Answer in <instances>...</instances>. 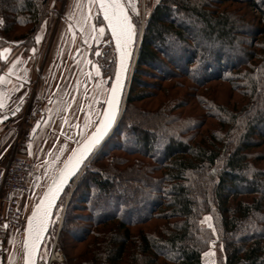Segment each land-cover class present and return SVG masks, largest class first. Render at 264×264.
<instances>
[{"label": "trees", "instance_id": "obj_1", "mask_svg": "<svg viewBox=\"0 0 264 264\" xmlns=\"http://www.w3.org/2000/svg\"><path fill=\"white\" fill-rule=\"evenodd\" d=\"M48 1L0 0L1 66ZM67 196V264H204L216 238L218 264H264V0H153L120 122Z\"/></svg>", "mask_w": 264, "mask_h": 264}, {"label": "crops", "instance_id": "obj_2", "mask_svg": "<svg viewBox=\"0 0 264 264\" xmlns=\"http://www.w3.org/2000/svg\"><path fill=\"white\" fill-rule=\"evenodd\" d=\"M125 1L128 5V0ZM90 26L94 25L79 24V21L76 24H42L35 34L40 39L37 41L35 37L29 59L25 58L23 46L18 41L1 48L4 61L3 66L0 65L2 116L19 105L22 109L15 116L0 121V212L5 213L9 202L14 200L23 219L8 229L0 251V264L23 262L26 218L37 201L36 192L23 195L2 186L15 141L28 118L43 117L31 138L29 150L22 151L33 160L35 169L31 185L35 188L52 178L72 150L93 129L86 127V123L96 124L101 115V102L106 99L109 89L105 87L107 78L103 83L100 81L98 65L92 61V46L99 37L97 31H90ZM104 29L103 35L106 36L107 26ZM3 49L9 51L3 52ZM37 54L42 62V84L36 82L33 70L31 56ZM78 58H81L79 62Z\"/></svg>", "mask_w": 264, "mask_h": 264}, {"label": "snow or ice", "instance_id": "obj_3", "mask_svg": "<svg viewBox=\"0 0 264 264\" xmlns=\"http://www.w3.org/2000/svg\"><path fill=\"white\" fill-rule=\"evenodd\" d=\"M131 11L138 14L135 0H128ZM89 13L84 16L85 22L89 20L91 16V8L98 7L99 11L103 14L104 21H107L108 27L111 29L112 38L115 40V51L119 53V64L115 73V82L112 84L111 93L107 97V107L103 108L102 118L98 124L86 123V127H94L95 131L91 136L81 145L78 149H73L72 154L64 163V167L60 169L58 175L53 178V183L49 186L48 190L44 194V199L40 204L36 205L32 211V214L28 217L27 232L29 239L31 240V247L35 249L38 245V241L42 238L44 231L48 224V216L50 215L49 209L53 206L64 185L68 184L70 178L75 174L83 161V159L93 151L94 146L98 145L103 136L107 133L117 115V92L122 85L121 81V69L125 68V61L130 55V45L133 42L135 35V26L132 23V19L129 15L128 7L124 0H88ZM80 5H78L79 7ZM83 31V26H81ZM90 31L95 33V26H90ZM99 34H103L104 27L99 28ZM37 41L40 39L36 37ZM9 49H3V52H8ZM11 71V69H9ZM97 74L99 69L97 68ZM0 79H3L0 77ZM98 85L97 90L99 91ZM99 115V114H98ZM58 215V213H56ZM7 227V225H5ZM211 228L212 225L210 224ZM25 246H28V241H25ZM205 256L212 255V253L206 252ZM28 264H32L31 252L27 257Z\"/></svg>", "mask_w": 264, "mask_h": 264}, {"label": "rangeland", "instance_id": "obj_4", "mask_svg": "<svg viewBox=\"0 0 264 264\" xmlns=\"http://www.w3.org/2000/svg\"><path fill=\"white\" fill-rule=\"evenodd\" d=\"M152 2L153 0H135L138 14L132 11H131V14L134 16L135 19L140 17L141 19L140 24L142 28L144 24L145 8L148 5H150ZM78 5L80 6L78 7ZM128 6L130 8L129 4ZM88 13H89L88 0H49L47 4V15L45 16L41 24H76V21L77 22L79 21V24H93L96 28V31L98 32L97 36L99 38H97L96 42H94L92 46L93 53H94V57H93L94 59L92 61L98 65L100 81L103 83L105 78H107L108 76H106L105 73L102 71V68L99 62L101 60V57H103L104 59L111 58L112 47L114 48V46L112 43L111 35L110 37H108L107 33H106V36H104L103 34H99V31H98L99 28L101 26L103 27L106 26V24L103 22V19H102L103 18L102 12L99 11L98 7H92L91 16L89 17V20L85 22L84 16L88 15ZM35 34H36V31L32 33L28 39L21 41L22 44H20V46H23V51L25 53L27 52L26 50L30 44L29 43L30 40L33 42L32 49L34 48L35 37H36ZM10 42H17V41H10ZM32 49H31V52H32ZM114 51H115V48H114ZM24 56L26 59H29V56L27 55H24ZM31 57L32 59H34L33 60V70L36 75V82H38L39 84H42L44 82L43 80L44 75L42 73V62L40 61V59H38L40 58V56L37 54V55H32ZM80 60L81 58H78L77 62H79ZM115 63H116V52H115ZM40 75L42 76L43 79H40ZM112 75H109V76H112ZM105 87L107 88L106 90L109 89L108 82ZM104 102H105V99L101 102L100 112H102V109H103L102 106H104ZM49 181L50 179L48 181L41 182L40 183L41 185L39 184V186L32 188V192H36L37 199L40 197V195L44 191ZM68 196L62 202L59 201L57 205L55 215L52 220L50 231L42 247L39 264H48L51 258L52 251L54 248V243H55V237L59 230L60 219L62 218L63 220L62 215L66 208V202H67ZM56 213H58V215ZM62 220H61V225H62ZM204 223L208 226L211 224L212 225L211 228L214 227L212 217H210L209 215H207L204 218ZM57 248L60 249V247L58 246V243H57ZM61 252L63 256L65 257L64 263H61L59 260H56V261H53L51 264H67L65 253L62 250ZM206 252L212 253V255L205 256L204 253ZM204 253H203L204 264H218L219 255L221 253V246L218 243L217 238L215 239V241H213L210 248L204 251Z\"/></svg>", "mask_w": 264, "mask_h": 264}, {"label": "water", "instance_id": "obj_5", "mask_svg": "<svg viewBox=\"0 0 264 264\" xmlns=\"http://www.w3.org/2000/svg\"><path fill=\"white\" fill-rule=\"evenodd\" d=\"M125 2V1H124ZM126 4V2H125ZM126 7H128V5L126 4ZM128 11H129V15L132 19V23L135 26V35L133 38V42L130 45V55L129 57L126 59L125 61V68L121 69V81H122V85L121 87L118 89L117 92V97H118V102L116 105L117 108V115L116 118L113 122H111V126L108 129L107 133L103 136V138L100 140L99 144L94 146L93 151L91 153H89L82 161L80 167L78 169H76L75 174L72 178H70L68 184L64 185L63 190L61 191L60 195L58 196L57 200L55 201V203L53 204V206L49 209L50 215L48 216V224L47 227L44 231V234L42 236V238L38 241V245L35 249H32L31 247V240L29 239V235L27 232V228H28V217L32 214V211L34 209V207L38 204L41 203V201L44 199V194L45 192L48 190L49 186L53 183V178L56 177L60 171V169H62L64 167V163L65 161L68 159V157L72 154V152L68 155V157L65 159V161L61 164V166L58 168V170L55 172V174L52 176V178L50 179V181L48 182L47 186L45 187L44 191L42 192V194L40 195V197L37 199L36 203L34 204L32 210L30 211V213L28 214L27 218H26V223H25V228H24V236H23V242H22V248H23V262L22 264H28L27 261V257H28V253L31 252V260H32V264H39L40 262V254L42 251V247L44 245V242L46 240V237L48 236V233L50 231L51 228V224H52V220L53 217L55 215V211L57 208V205L61 199V197L63 196L65 190L67 189V187L69 185H74V183L77 181V179L80 177L81 173L83 172V170L86 168V166L90 163V161L95 157V155L98 153V151L102 148V146L108 141V139L111 137V135L113 134V132L115 131V129L117 128L121 116L123 114L124 111V107H125V102L127 99V94H128V90H129V86H130V82L132 79V74L134 71V66L136 64V59H137V54H138V49H139V45H140V41H141V34H142V26L140 31L138 32L137 27L135 22L133 21V16L130 13L129 7H128ZM106 26L108 28V31L111 35V29L108 27L107 25V21H105ZM111 39H112V43L114 48L116 47L115 45V40L114 38H112L111 35ZM116 52V51H115ZM119 64V53L116 52V64H115V71L114 74L112 76H108L107 77V82L109 83V90L104 102V106L103 108L107 107V97L110 95L111 93V87L112 84L115 82V73L117 70ZM22 109V105L17 106L15 109L11 110L9 113L4 114L3 116H1L0 121H4L8 118H10L11 116H15L20 110ZM102 114H103V109L101 112V115L99 117V119L97 120L96 124L99 123V120L102 118ZM43 117L39 118L36 123L34 124L33 128H32V133L31 136L34 137L35 133L37 132V130L39 129L41 123H42ZM95 131V128L93 127V129L90 131V133L74 148V149H78L81 145L84 144V142L88 139L89 136H91L92 132ZM28 241V246H25V241Z\"/></svg>", "mask_w": 264, "mask_h": 264}, {"label": "built area", "instance_id": "obj_6", "mask_svg": "<svg viewBox=\"0 0 264 264\" xmlns=\"http://www.w3.org/2000/svg\"><path fill=\"white\" fill-rule=\"evenodd\" d=\"M40 79H43L41 75ZM1 115L2 112L0 110V116ZM37 118V116L28 118L27 124L15 141L13 152L8 160L5 176L2 182L3 187L23 195H28L32 191L31 181L35 167L32 158L30 156L23 155L22 151L29 150L30 148L31 130L33 124L35 123L34 121H36ZM22 219V212L14 200L9 202L5 213L0 212V251L7 237L8 229L12 226L18 225ZM61 220L62 218L60 219L59 228L61 225ZM5 225H7V227H5ZM57 236L58 233L55 237L54 248L48 264H51L56 260L64 263L65 260L61 250L57 248Z\"/></svg>", "mask_w": 264, "mask_h": 264}, {"label": "flooded vegetation", "instance_id": "obj_7", "mask_svg": "<svg viewBox=\"0 0 264 264\" xmlns=\"http://www.w3.org/2000/svg\"><path fill=\"white\" fill-rule=\"evenodd\" d=\"M129 7V6H128ZM129 10H130V8H129ZM130 13H131V10H130ZM132 15V14H131ZM133 16V15H132ZM135 20V18H134V16H133V21ZM135 22V21H134ZM136 24V23H135Z\"/></svg>", "mask_w": 264, "mask_h": 264}]
</instances>
